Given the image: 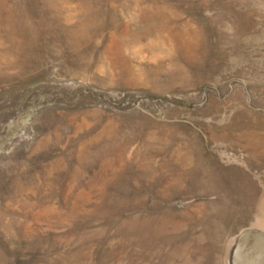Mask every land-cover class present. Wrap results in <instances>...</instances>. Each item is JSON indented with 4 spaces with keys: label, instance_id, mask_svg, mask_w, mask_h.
Instances as JSON below:
<instances>
[{
    "label": "rangeland",
    "instance_id": "374dc122",
    "mask_svg": "<svg viewBox=\"0 0 264 264\" xmlns=\"http://www.w3.org/2000/svg\"><path fill=\"white\" fill-rule=\"evenodd\" d=\"M264 230V0H0V264H227Z\"/></svg>",
    "mask_w": 264,
    "mask_h": 264
},
{
    "label": "water",
    "instance_id": "95a60500",
    "mask_svg": "<svg viewBox=\"0 0 264 264\" xmlns=\"http://www.w3.org/2000/svg\"><path fill=\"white\" fill-rule=\"evenodd\" d=\"M227 264H264V230L242 229L227 253Z\"/></svg>",
    "mask_w": 264,
    "mask_h": 264
}]
</instances>
